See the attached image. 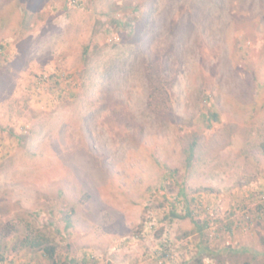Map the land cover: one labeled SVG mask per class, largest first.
Masks as SVG:
<instances>
[{
    "label": "rangeland",
    "instance_id": "rangeland-1",
    "mask_svg": "<svg viewBox=\"0 0 264 264\" xmlns=\"http://www.w3.org/2000/svg\"><path fill=\"white\" fill-rule=\"evenodd\" d=\"M27 228L75 264H264V0H0V264H53Z\"/></svg>",
    "mask_w": 264,
    "mask_h": 264
},
{
    "label": "trees",
    "instance_id": "trees-1",
    "mask_svg": "<svg viewBox=\"0 0 264 264\" xmlns=\"http://www.w3.org/2000/svg\"><path fill=\"white\" fill-rule=\"evenodd\" d=\"M214 116L216 117L217 114H214ZM194 145H195L194 143L191 145V151L194 148ZM192 155H193V152L190 153L189 161L191 160ZM181 192H183V190ZM188 214L191 215V212H188ZM181 217H185V216H181ZM200 230L203 231L204 227H202ZM20 245L23 248H31V249H37V250L42 251L44 255L53 262V264H75L76 263L74 259H70L67 261L59 260L57 258V247L54 244H52L48 236H46L40 231H34L32 229L27 228V233L20 240ZM85 261L88 262V260H85ZM110 264H113V263H110Z\"/></svg>",
    "mask_w": 264,
    "mask_h": 264
}]
</instances>
